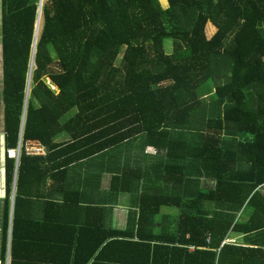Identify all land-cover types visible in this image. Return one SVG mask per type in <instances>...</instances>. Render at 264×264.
I'll return each instance as SVG.
<instances>
[{"label":"trees","instance_id":"trees-1","mask_svg":"<svg viewBox=\"0 0 264 264\" xmlns=\"http://www.w3.org/2000/svg\"><path fill=\"white\" fill-rule=\"evenodd\" d=\"M38 1L0 0V264L117 246L122 264H264V0H45L34 41ZM124 145L133 164L94 159ZM104 170L137 211L92 245L81 203ZM161 206L178 214L156 229Z\"/></svg>","mask_w":264,"mask_h":264},{"label":"crops","instance_id":"crops-1","mask_svg":"<svg viewBox=\"0 0 264 264\" xmlns=\"http://www.w3.org/2000/svg\"><path fill=\"white\" fill-rule=\"evenodd\" d=\"M0 91H1V66H0ZM68 139L66 133L59 134L55 141H61ZM34 143H39L36 140H27ZM40 144V143H39ZM41 145V144H40ZM19 146V145H18ZM42 146V145H41ZM43 147V146H42ZM25 148V144H24ZM13 150L14 154L11 155L10 151ZM125 145L121 147L120 151H112V153L106 152L102 154V156H97L94 159L98 160L99 163L104 160L111 159L113 164L119 165L122 164L125 161H128L129 163L133 164L135 161V156L139 157L140 153H132L127 152ZM8 155L11 157H14L17 160L18 154H19V148L16 149H10L7 151ZM27 153V152H26ZM144 153L149 156L155 155V150L153 147H146L144 149ZM31 154V153H28ZM33 155H45V148L43 147V153L41 154H33ZM131 157H128L130 156ZM4 157V148H3V105L0 101V167L2 166V160ZM90 160V159H88ZM151 159H146L147 164L151 163ZM111 163V164H112ZM86 170H82L80 174H84ZM111 174L104 172L101 174L99 182L97 180L95 181L98 183V188H96L95 184H89L88 186L84 187V193L85 197L90 199V196L93 199V203H85L82 202L81 204H88L91 205L92 208H87L83 212V217L81 216V220L83 222L84 227H91L93 225L96 226L97 233L93 237L92 241L90 243L93 245L94 242L98 240L99 236L106 232V228L114 229L122 231L126 228L128 223V218L130 216V213L133 211H137V206L133 205L132 199H130V195L128 193L118 192L116 197H110V199H107L104 197V192L108 190L109 181H110ZM94 182V183H95ZM50 184L47 183L42 190L44 192L50 193ZM13 193V188H12ZM4 196V178H3V171L2 168H0V209H1V199ZM54 197L59 196L57 193H54ZM12 194L10 196V204L12 206ZM86 214V215H85ZM178 214V210L174 207L170 206H161L159 213L153 218L156 224H159V226L156 227V229H161L163 225L169 223L171 221L170 217H175ZM0 221H1V211H0ZM83 238V237H82ZM84 239L89 241L88 233L84 235ZM250 239L251 237L249 235H245L243 233H237V232H230L227 234L224 242L227 244L235 245L236 247H248L250 246ZM1 240V235H0ZM223 242V243H224ZM192 249V247L190 248ZM64 255L57 256L58 259L63 258L64 264H122L120 262V258L122 257L123 253L119 246L114 247L112 250H100V249H71L70 251H66L63 253ZM135 253L132 251H129L125 254L127 262H133V257ZM78 257V258H77ZM126 264V263H125Z\"/></svg>","mask_w":264,"mask_h":264},{"label":"rangeland","instance_id":"rangeland-1","mask_svg":"<svg viewBox=\"0 0 264 264\" xmlns=\"http://www.w3.org/2000/svg\"><path fill=\"white\" fill-rule=\"evenodd\" d=\"M39 1H41V4H43V2L45 1V0H39ZM39 1H38V3H39ZM159 1V3H160V5L162 6V7H166L167 6V1L166 0H158ZM36 29L38 30V32L40 31V28H41V17L39 18V20L37 21V25H36ZM170 47H171V41L170 40H166L165 41V49H166V51L168 52V51H170ZM120 56V55H119ZM119 58V57H118ZM212 84H210L209 86H207V87H204V88H202V90H201V93H200V95L203 97L202 99H204V100H208L209 99V97H211V95H212ZM211 94V95H210ZM176 209V208H175Z\"/></svg>","mask_w":264,"mask_h":264},{"label":"built area","instance_id":"built-area-1","mask_svg":"<svg viewBox=\"0 0 264 264\" xmlns=\"http://www.w3.org/2000/svg\"><path fill=\"white\" fill-rule=\"evenodd\" d=\"M25 151L31 154H41L43 153V147L39 143H34L30 141L25 142Z\"/></svg>","mask_w":264,"mask_h":264},{"label":"bare ground","instance_id":"bare-ground-1","mask_svg":"<svg viewBox=\"0 0 264 264\" xmlns=\"http://www.w3.org/2000/svg\"><path fill=\"white\" fill-rule=\"evenodd\" d=\"M40 10H41V1H39L38 3V10H37V19H36V22H35V28H34V41L36 40V37H37V33H38V30L36 29V25H37V21L39 20L40 18ZM46 77V76H45ZM48 82V81H47ZM10 154L13 155L14 154V151H10Z\"/></svg>","mask_w":264,"mask_h":264},{"label":"water","instance_id":"water-1","mask_svg":"<svg viewBox=\"0 0 264 264\" xmlns=\"http://www.w3.org/2000/svg\"><path fill=\"white\" fill-rule=\"evenodd\" d=\"M35 28V27H34ZM28 90V89H27ZM27 94V92H26ZM19 146L17 147V150H18ZM12 197H13V193H12ZM12 203V202H11ZM11 205V204H10ZM6 264H8V258H6Z\"/></svg>","mask_w":264,"mask_h":264}]
</instances>
